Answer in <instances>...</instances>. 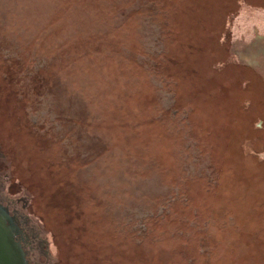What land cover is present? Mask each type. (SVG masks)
I'll list each match as a JSON object with an SVG mask.
<instances>
[{
    "label": "rangeland",
    "instance_id": "obj_1",
    "mask_svg": "<svg viewBox=\"0 0 264 264\" xmlns=\"http://www.w3.org/2000/svg\"><path fill=\"white\" fill-rule=\"evenodd\" d=\"M241 7L0 0V202L29 264H264V91L228 42Z\"/></svg>",
    "mask_w": 264,
    "mask_h": 264
},
{
    "label": "water",
    "instance_id": "obj_2",
    "mask_svg": "<svg viewBox=\"0 0 264 264\" xmlns=\"http://www.w3.org/2000/svg\"><path fill=\"white\" fill-rule=\"evenodd\" d=\"M231 61L264 91V7L242 0L228 34ZM20 226L0 207V264H29Z\"/></svg>",
    "mask_w": 264,
    "mask_h": 264
},
{
    "label": "flooded vegetation",
    "instance_id": "obj_3",
    "mask_svg": "<svg viewBox=\"0 0 264 264\" xmlns=\"http://www.w3.org/2000/svg\"><path fill=\"white\" fill-rule=\"evenodd\" d=\"M263 52H264V50H262ZM0 207H4V208H6L5 206H3V204L0 202ZM6 211H7V209H6ZM8 212V211H7ZM8 214L10 215V213L8 212ZM13 219H15L16 217H15V215L13 214V215H10ZM16 221V220H15ZM19 225V224H18ZM20 226V225H19ZM22 228H20V232H19V234H18V238L20 239V241H21V244L24 246V248H25V246L27 245V244H29L28 242L29 241H32V237H30V236H28V234L27 233H25L24 231H23V229L21 230Z\"/></svg>",
    "mask_w": 264,
    "mask_h": 264
}]
</instances>
